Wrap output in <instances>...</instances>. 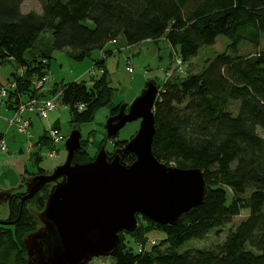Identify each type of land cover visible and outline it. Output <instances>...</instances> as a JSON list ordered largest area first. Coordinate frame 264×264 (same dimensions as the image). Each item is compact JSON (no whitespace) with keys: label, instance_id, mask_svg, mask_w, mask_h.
I'll return each mask as SVG.
<instances>
[{"label":"trees","instance_id":"16d2710c","mask_svg":"<svg viewBox=\"0 0 264 264\" xmlns=\"http://www.w3.org/2000/svg\"><path fill=\"white\" fill-rule=\"evenodd\" d=\"M22 2L0 0V66L10 63L15 70L10 81L15 87L8 89L5 104L15 109L19 103L60 92L72 125L92 121L95 111L109 104V116L115 115L121 104L112 103L115 89L105 69L89 85L61 82L37 93L33 81L47 75L51 50L71 49L74 59L82 61L96 49L110 55L106 46L119 39L133 46L164 37L186 63L218 36L231 41L233 53L216 55L198 73L159 84L153 107V156L165 165L201 170L207 187L203 203L175 225L136 215V230L119 234L111 264H264V0H39L40 12H22ZM47 31L50 50L36 44ZM241 43L252 51L241 54ZM103 63L102 58L94 65ZM115 138L112 152L127 143ZM34 144L50 145L45 133ZM93 155L85 140L73 161L86 164ZM31 156L38 164L41 157ZM135 159L128 153L123 161L131 165ZM44 173L39 169L36 174ZM49 192L46 184L24 203L25 192L9 196L10 223H0V264H27L24 240L37 225L27 207L33 202L37 209L44 208ZM241 212L246 217L221 243L181 250L189 241L217 235ZM155 230L162 238L143 252L125 244L127 235L143 244Z\"/></svg>","mask_w":264,"mask_h":264},{"label":"water","instance_id":"95a60500","mask_svg":"<svg viewBox=\"0 0 264 264\" xmlns=\"http://www.w3.org/2000/svg\"><path fill=\"white\" fill-rule=\"evenodd\" d=\"M158 93L157 86L148 82L126 112V106H120L118 114L107 119L108 139L139 120L136 134L122 149L109 155L101 147L93 161L76 164L81 134L75 129L65 141V163L51 175L32 178L21 203L46 184L54 185L38 216L42 228L24 241L29 258L39 256L38 264H88L94 258L113 257L119 234L136 230V215L159 225H175L203 203L207 187L201 170L167 167L152 154ZM128 153L136 158L131 165L123 161Z\"/></svg>","mask_w":264,"mask_h":264},{"label":"rangeland","instance_id":"374dc122","mask_svg":"<svg viewBox=\"0 0 264 264\" xmlns=\"http://www.w3.org/2000/svg\"><path fill=\"white\" fill-rule=\"evenodd\" d=\"M39 4V0H23L21 11L28 12L30 10H34L40 12ZM51 42V34L47 31L40 36V39L36 44H41L44 49L50 50ZM230 44V40L223 36H218L213 45L200 48L195 57L186 63H182V72H177L179 74L174 71L175 49L168 44L164 37H160L159 40L156 41H145L133 46H127L119 39L116 43L106 46V49L111 52L110 55L105 56L104 52L106 50L96 49L91 52L90 56L85 57L82 61L74 59V55L76 53L71 49H63L60 51L51 50V59L47 70L49 80L45 88L51 89L54 84L61 82L69 83L83 81L89 85L90 81L92 79L99 78L105 69L110 86L115 89L112 98L113 105L121 104V106L125 105L128 107L142 94L148 82H153L160 91V88L158 87L159 84L173 80L178 77L177 75H181L179 77H184L187 74L198 73L202 71L203 68L206 67L207 63L216 55L223 52L233 53L234 49L229 46ZM237 47L238 51H241V54L252 51V46L248 44L241 43ZM260 49L264 50V34L261 36ZM102 58L104 59L103 67L95 66L94 64ZM166 68L168 69L165 70ZM164 70L165 72H163ZM14 71L13 65L10 63L1 65L0 85L5 86L10 81H13L11 74ZM5 101L6 98L2 99L0 97V130L6 135L8 145L7 153H2L0 151V219H4L0 221L1 224L10 223V220L8 221L10 214L8 208V197L11 194L18 192L26 193L28 188L27 186L31 182L30 180L38 175L36 173L39 169L45 170V175H51L56 167L65 163L67 156L65 141L73 130L76 129L80 132L81 140H87L88 150L90 153L94 154V158L101 147H103L108 153H112L113 150L112 139H108L106 137L105 131V124L109 118L110 104L108 106L98 108L94 113L92 121L78 125L70 124L69 108L62 104H58L56 110L51 112L47 119L51 122V126L56 122L58 123V133L64 137V140L55 145V149L57 150V152H55V157H47L46 154L49 150L47 148L40 150L41 159L37 164L34 162V159L31 160L28 157V155L37 154H28L29 152L27 150L30 140L23 135H14L15 130L8 123L13 118L14 114L8 110ZM34 118L37 123V129L34 131L35 134H32L33 138L31 141L33 143L36 141L38 136L42 134V132L49 131L52 128L47 127V119L40 120L37 116ZM139 123V120L127 123L119 130L115 139L117 141L130 140L131 136L136 134L139 128ZM42 126L45 127L44 131L41 129ZM11 138L13 140L12 144L9 141ZM19 147L22 149L20 153L18 150ZM166 166L181 169L173 162L168 165L166 164ZM49 184L50 188L54 185L53 183ZM27 209L34 216V220L37 222L35 230H39V228L43 225L40 223L38 216L44 208L39 210L33 205V202H31ZM246 215L247 214L245 212H241L240 215L233 218L229 224L222 227V230L218 232L217 235L211 233L202 240L189 241L182 247L181 250L187 248L209 249L216 246L224 240L229 229H233L239 221L246 217ZM36 231H33V233ZM33 233H30L29 235ZM29 235L25 237V240ZM147 236L148 239L141 244L136 243L129 237V235H127L124 238L125 244L137 252L139 245H141L144 249H149L153 245L150 241L158 243L162 238L161 233L156 230L147 233ZM28 259V262H31L29 257ZM112 262V257H101L92 259L88 264H111Z\"/></svg>","mask_w":264,"mask_h":264},{"label":"built area","instance_id":"2783aa9c","mask_svg":"<svg viewBox=\"0 0 264 264\" xmlns=\"http://www.w3.org/2000/svg\"><path fill=\"white\" fill-rule=\"evenodd\" d=\"M174 61L175 67L174 71L182 72V61L181 59L174 54ZM18 75H22V71L18 70ZM172 73V72H171ZM177 73V74H179ZM170 74V73H169ZM49 78L47 75L43 76L40 79H36L33 81V88L37 91V93H44L47 92L45 88ZM15 87V82H10L5 86H0V97L2 99L7 98L8 96V89H12ZM60 92H56L52 98H34L30 101L19 103L15 108V113L13 118L8 122L9 125L14 126L16 131L19 134L25 135L27 139H29V146H28V154L37 153L40 150L39 145L35 146V144L31 141V121L29 118L24 116L25 113H32L35 114L40 120H46L49 113L56 110L57 105L60 104ZM77 108L81 110L83 105H78ZM46 134L47 140L49 141V150L46 154L47 157L52 158L55 157V145L61 143L64 140V137L58 133V130L55 128H51L49 131H44ZM0 150L5 151L6 146L4 143H0ZM151 244H154V241H150ZM144 248L139 245L138 246V253L143 252Z\"/></svg>","mask_w":264,"mask_h":264},{"label":"crops","instance_id":"0c3cea01","mask_svg":"<svg viewBox=\"0 0 264 264\" xmlns=\"http://www.w3.org/2000/svg\"><path fill=\"white\" fill-rule=\"evenodd\" d=\"M145 42V41H144ZM168 68H166L165 70H167ZM165 70L163 71V72H165ZM93 76V75H92ZM51 89L50 88H48L47 89V92L48 91H50ZM53 95L54 94H51V95H48L47 97H45V98H52L53 97ZM8 110H10L11 112H12V114H14L15 113V109H9L8 108ZM50 114V113H49ZM48 114V115H49ZM24 116L26 117V118H29L30 119V121H31V126H30V131H31V134H35V130L37 129V123L35 122V114H32V113H25L24 114ZM47 118H48V116H47ZM49 119H47L46 121H47V127H57L58 128V123L56 122L55 124H53L52 126H51V122L50 121H48ZM11 126V125H10ZM11 127H13L14 128V130H15V133H14V135L15 136H19V135H22V134H19L17 131H16V128L14 127V126H11ZM41 129H43V131L45 130V127L44 126H42V128ZM44 134V132H42V134H40L39 136H38V138L36 139V141L34 142V143H37L38 141H39V138H40V136H42ZM23 136H25V135H23ZM26 137V136H25ZM33 138V135H32V137H31V139ZM27 140V139H26ZM10 141V143L12 144L13 143V140H12V138L9 140ZM0 143H4L5 144V146H6V150L5 151H2V150H0L2 153H7V151H8V145H7V140H6V135L4 134V133H2V131L0 130ZM39 147H40V150H42L43 148H47V149H49V147H43V146H41V145H39ZM18 150H19V153L22 151V149L19 147L18 148ZM40 150L37 152V155L38 156H40ZM56 150V149H55ZM56 152H57V150H56ZM26 153V152H25ZM27 155V154H26ZM22 157H24V156H22ZM28 157H29V159H34V158H32V156L31 155H28ZM43 170V169H42ZM44 172H45V170H44ZM46 173V172H45ZM22 185H25V184H22ZM9 198V197H8ZM2 220H4V219H0V221H2Z\"/></svg>","mask_w":264,"mask_h":264},{"label":"flooded vegetation","instance_id":"af4514ba","mask_svg":"<svg viewBox=\"0 0 264 264\" xmlns=\"http://www.w3.org/2000/svg\"><path fill=\"white\" fill-rule=\"evenodd\" d=\"M127 106H126V108H125V112L127 111ZM118 112H119V108H118V111H117V113L115 114V115H112V116H116L117 114H118ZM112 116H109V117H112ZM83 142V140H81L80 141V145H81V143ZM108 153V152H107ZM113 153V152H112ZM112 153H108L109 155H111ZM38 175H45V174H38ZM30 181H32V180H30ZM31 183V182H30ZM29 183V184H30ZM28 184V185H29ZM42 228V227H41ZM40 229V228H39ZM38 231V230H37ZM44 243L42 242L41 243V246L43 245ZM30 261H31V264H38L40 261H39V256H37V255H35V256H33V257H31L30 258Z\"/></svg>","mask_w":264,"mask_h":264}]
</instances>
